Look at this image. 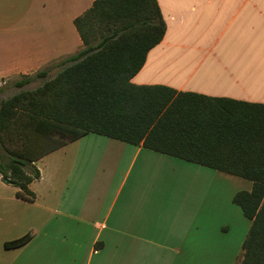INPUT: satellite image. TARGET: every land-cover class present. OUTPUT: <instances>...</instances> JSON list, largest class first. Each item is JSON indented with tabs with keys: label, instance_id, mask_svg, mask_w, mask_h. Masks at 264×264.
I'll list each match as a JSON object with an SVG mask.
<instances>
[{
	"label": "crops",
	"instance_id": "crops-1",
	"mask_svg": "<svg viewBox=\"0 0 264 264\" xmlns=\"http://www.w3.org/2000/svg\"><path fill=\"white\" fill-rule=\"evenodd\" d=\"M94 1L0 0V87L77 53L73 21ZM156 1L166 31L132 84L264 105V0ZM72 144L81 151L63 158ZM34 165L33 202L17 198L0 174V264L240 261L205 243V177H218L206 167L95 134Z\"/></svg>",
	"mask_w": 264,
	"mask_h": 264
},
{
	"label": "trees",
	"instance_id": "trees-1",
	"mask_svg": "<svg viewBox=\"0 0 264 264\" xmlns=\"http://www.w3.org/2000/svg\"><path fill=\"white\" fill-rule=\"evenodd\" d=\"M73 23L82 48L13 83L22 88L59 68L41 86L0 102L2 180L33 202L34 163L47 154L87 134L141 145L251 181L233 197L251 223L238 264H264V105L132 84L166 31L156 0H95Z\"/></svg>",
	"mask_w": 264,
	"mask_h": 264
},
{
	"label": "rangeland",
	"instance_id": "rangeland-1",
	"mask_svg": "<svg viewBox=\"0 0 264 264\" xmlns=\"http://www.w3.org/2000/svg\"><path fill=\"white\" fill-rule=\"evenodd\" d=\"M54 64H56V62L50 65L52 66ZM58 70L59 68H54L49 72L46 79L34 78L32 82L22 88L14 86L13 83L16 82L15 80L2 82L1 86L3 89L0 92V102L7 100L21 91L36 89L41 86L45 80L53 77ZM20 79H22V77ZM75 145L76 144H72L68 146L64 151L60 152V155L63 158H71L75 152L81 151V148L79 149L78 147L77 149ZM5 155L6 153L3 149V145L0 142V158ZM48 159L50 158H47L43 162H39V167L46 168L44 171L48 169V165L45 164ZM203 169L210 172L212 175H218L212 184L211 180L213 177L210 179L207 176L205 177L204 201L201 205V212L199 215L200 218H203L204 226L209 234V236L205 238V243L212 250L229 249L231 250L230 253L235 254L237 259L240 260L242 257V243L246 238L251 223L244 217L240 207L233 203V197L237 192L251 191L252 182L209 168ZM213 189L216 191L214 198L212 197Z\"/></svg>",
	"mask_w": 264,
	"mask_h": 264
}]
</instances>
